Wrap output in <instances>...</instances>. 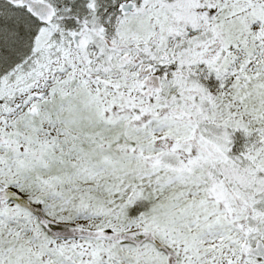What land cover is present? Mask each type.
Returning a JSON list of instances; mask_svg holds the SVG:
<instances>
[{
    "label": "snow or ice",
    "instance_id": "6c2138e0",
    "mask_svg": "<svg viewBox=\"0 0 264 264\" xmlns=\"http://www.w3.org/2000/svg\"><path fill=\"white\" fill-rule=\"evenodd\" d=\"M0 264H264V0H0Z\"/></svg>",
    "mask_w": 264,
    "mask_h": 264
}]
</instances>
